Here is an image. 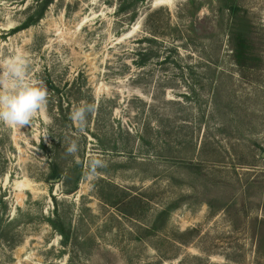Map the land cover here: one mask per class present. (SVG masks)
<instances>
[{
	"label": "rangeland",
	"instance_id": "1",
	"mask_svg": "<svg viewBox=\"0 0 264 264\" xmlns=\"http://www.w3.org/2000/svg\"><path fill=\"white\" fill-rule=\"evenodd\" d=\"M13 55L47 100L0 122V264H264V0H0Z\"/></svg>",
	"mask_w": 264,
	"mask_h": 264
},
{
	"label": "clouds",
	"instance_id": "2",
	"mask_svg": "<svg viewBox=\"0 0 264 264\" xmlns=\"http://www.w3.org/2000/svg\"><path fill=\"white\" fill-rule=\"evenodd\" d=\"M25 59L13 55L0 69V122L22 127L31 125L33 115L46 103L47 90L40 80L27 79ZM93 105L83 104L74 108L70 118L82 130L87 124ZM69 154L77 152L73 141L66 149ZM105 167L102 157L94 155L88 162V175L95 177L97 170Z\"/></svg>",
	"mask_w": 264,
	"mask_h": 264
},
{
	"label": "bare ground",
	"instance_id": "3",
	"mask_svg": "<svg viewBox=\"0 0 264 264\" xmlns=\"http://www.w3.org/2000/svg\"><path fill=\"white\" fill-rule=\"evenodd\" d=\"M153 4H154V2H153Z\"/></svg>",
	"mask_w": 264,
	"mask_h": 264
}]
</instances>
